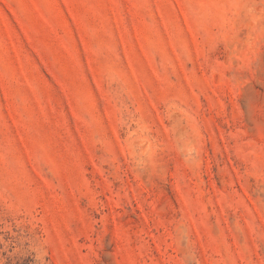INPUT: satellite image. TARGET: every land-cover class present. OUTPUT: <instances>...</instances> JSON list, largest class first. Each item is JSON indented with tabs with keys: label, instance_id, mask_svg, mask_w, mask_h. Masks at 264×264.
<instances>
[{
	"label": "rangeland",
	"instance_id": "rangeland-1",
	"mask_svg": "<svg viewBox=\"0 0 264 264\" xmlns=\"http://www.w3.org/2000/svg\"><path fill=\"white\" fill-rule=\"evenodd\" d=\"M0 264H264V0H0Z\"/></svg>",
	"mask_w": 264,
	"mask_h": 264
}]
</instances>
